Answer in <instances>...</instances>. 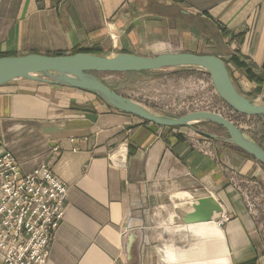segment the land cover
Masks as SVG:
<instances>
[{
    "label": "crops",
    "instance_id": "obj_1",
    "mask_svg": "<svg viewBox=\"0 0 264 264\" xmlns=\"http://www.w3.org/2000/svg\"><path fill=\"white\" fill-rule=\"evenodd\" d=\"M74 49L214 54L264 97V0H0V56ZM150 125L65 85L0 86V156L22 172L44 161L67 186L46 264H264V223L225 173L264 179L256 161L225 137ZM209 195L212 223L152 226L154 209L174 218Z\"/></svg>",
    "mask_w": 264,
    "mask_h": 264
},
{
    "label": "water",
    "instance_id": "obj_2",
    "mask_svg": "<svg viewBox=\"0 0 264 264\" xmlns=\"http://www.w3.org/2000/svg\"><path fill=\"white\" fill-rule=\"evenodd\" d=\"M193 66L204 70L219 96L232 110L247 116L264 117V98L252 99L235 86L224 61L214 54L193 52H165L153 56L132 53L102 55L76 52L68 54H40L0 56V86L18 79L36 80L48 84L65 85L96 95L111 107L149 122L157 127H189L194 123L210 122L226 132V141L252 157L264 167V149L246 135L236 124L222 115L194 110L179 116L154 113L132 99L108 87L97 73L154 71L165 68ZM222 212L220 203L211 195L194 204L190 211L177 212L178 224L209 222Z\"/></svg>",
    "mask_w": 264,
    "mask_h": 264
},
{
    "label": "rangeland",
    "instance_id": "obj_3",
    "mask_svg": "<svg viewBox=\"0 0 264 264\" xmlns=\"http://www.w3.org/2000/svg\"><path fill=\"white\" fill-rule=\"evenodd\" d=\"M224 63L226 64L225 61ZM96 75L111 89L160 115L174 117L194 110L218 113L236 124L264 149V117L247 116L232 110L216 94L209 75L201 68L185 66L143 72L97 73ZM234 84L235 86L237 84L236 88L242 94L252 99L261 98L258 94L243 90V87L241 85L239 87L238 83L234 82ZM191 127L199 131L227 137L223 128L210 122L194 123ZM185 129L182 128V130ZM186 131L194 133L191 129ZM58 150L59 147L52 151ZM256 163L264 174V167L258 162ZM46 164L48 166V163ZM225 173L228 180L233 183L234 188L241 195L247 211L260 219L261 224L264 223V179L251 173L243 174L231 171L228 168ZM150 214L153 218L152 226L158 230L165 226L181 225L174 221L173 216H171L172 211L166 213L162 209H154Z\"/></svg>",
    "mask_w": 264,
    "mask_h": 264
},
{
    "label": "built area",
    "instance_id": "obj_4",
    "mask_svg": "<svg viewBox=\"0 0 264 264\" xmlns=\"http://www.w3.org/2000/svg\"><path fill=\"white\" fill-rule=\"evenodd\" d=\"M66 191L46 162L22 172L9 152L0 156V264H46L49 243L64 215ZM228 220L221 215L216 224Z\"/></svg>",
    "mask_w": 264,
    "mask_h": 264
},
{
    "label": "trees",
    "instance_id": "obj_5",
    "mask_svg": "<svg viewBox=\"0 0 264 264\" xmlns=\"http://www.w3.org/2000/svg\"><path fill=\"white\" fill-rule=\"evenodd\" d=\"M76 52H86V53H94V52H92L91 50H87V49H74L71 53H76ZM233 60V59H232ZM234 62H235V60H234ZM235 64H236V66L238 67V68H243L244 67V64L243 63H237V62H235ZM248 76L250 77V78H252V80L255 82V83H259V80L255 77V75H249L248 74Z\"/></svg>",
    "mask_w": 264,
    "mask_h": 264
},
{
    "label": "bare ground",
    "instance_id": "obj_6",
    "mask_svg": "<svg viewBox=\"0 0 264 264\" xmlns=\"http://www.w3.org/2000/svg\"><path fill=\"white\" fill-rule=\"evenodd\" d=\"M213 221H209V223H212ZM213 225H214V223H213Z\"/></svg>",
    "mask_w": 264,
    "mask_h": 264
}]
</instances>
